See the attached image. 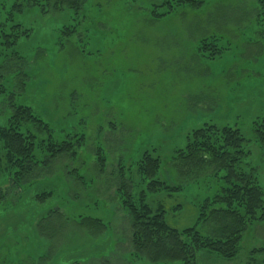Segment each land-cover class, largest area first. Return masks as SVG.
<instances>
[{"label": "rangeland", "instance_id": "rangeland-1", "mask_svg": "<svg viewBox=\"0 0 264 264\" xmlns=\"http://www.w3.org/2000/svg\"><path fill=\"white\" fill-rule=\"evenodd\" d=\"M28 1L0 0L7 35H0V126L24 106L47 128L30 122L20 129L34 136L36 177L16 187L0 165V255L8 253L0 264L54 252L68 264H164L134 252L120 205L122 180L133 198L143 191L152 209L162 208L171 228L212 236L211 226L196 219L224 173L214 164L192 172L177 157L191 133L207 125L240 131L246 152L240 168L255 170L264 189V142L255 132L264 133L261 0H204L159 20L150 9L161 0H85L77 13ZM15 34V45L2 44ZM212 45L222 51L210 58ZM50 138L70 141L75 154L45 162ZM145 152L160 159V181L180 190H146L136 172ZM263 244L264 221L256 222L233 259L209 254L200 262L264 264Z\"/></svg>", "mask_w": 264, "mask_h": 264}, {"label": "trees", "instance_id": "trees-1", "mask_svg": "<svg viewBox=\"0 0 264 264\" xmlns=\"http://www.w3.org/2000/svg\"><path fill=\"white\" fill-rule=\"evenodd\" d=\"M48 8L62 10L72 9L77 13L85 0H40ZM38 0L28 1V5H36ZM204 0H161L160 4H153L150 15L153 20L164 18L179 7L200 8ZM260 3L264 5V1ZM0 4H2L0 2ZM16 11L22 6L15 4ZM264 12V9H263ZM4 24H0V35L7 39L3 31ZM15 27L20 28L19 25ZM27 35V31L23 32ZM10 41L2 43L13 46L19 35L10 36ZM203 46H207L203 43ZM210 58L219 56L222 49L212 45ZM203 48H199L201 51ZM5 89L0 85V95ZM44 125L32 114L29 107H14L12 115L6 124L0 126V165L3 170L11 172L14 184L28 183L38 175L39 162L34 155V136L21 133V126L25 123ZM258 133V140L264 142V133ZM243 139L238 129L224 127L218 129L207 125L194 130L188 138L186 151H177V157L184 159V166L192 172L203 168L206 164H214L217 171L224 173L222 186L212 198L206 199L200 206L196 222L208 224L212 228V236L200 235L195 227L177 230L171 228L165 221L162 208L152 209L146 203L145 193L141 191L137 198L130 192V182L122 180L118 191L121 207L127 212L130 220V240L136 254L145 257L151 263L180 262V264H198L196 255L201 252L215 254L223 260L235 257L242 235L249 224L264 221V189L261 188L254 175L253 169H241L246 152ZM48 152L45 162L61 155H74V144L70 141L54 142L51 138L44 145ZM104 158L99 156L98 162L103 165ZM44 163V162H42ZM161 168L160 159L152 157L148 152L141 155L137 162V174L146 182V190L178 191L181 187H169L160 181L158 174ZM194 174V173H192ZM188 175V174H187ZM127 182V183H126ZM49 194L40 196L46 198ZM259 251L264 252V244Z\"/></svg>", "mask_w": 264, "mask_h": 264}, {"label": "crops", "instance_id": "crops-1", "mask_svg": "<svg viewBox=\"0 0 264 264\" xmlns=\"http://www.w3.org/2000/svg\"><path fill=\"white\" fill-rule=\"evenodd\" d=\"M38 253H40V252H38ZM60 255H61V253H58V252H54V254H52V253H50V254L49 253H45V254H38V255H37V253H32V254L29 253L27 255H23L22 257H20L19 260H20V263L23 261L22 259H24V261H28L29 259L30 260H35L34 263H32V261H30L32 264H53L52 261L54 262V264H68L66 262H63L66 259V258L63 259V257L65 255H63V256L62 255L60 256ZM7 256H8V253H6V255L1 253L0 259H3L4 260ZM44 256L46 258L45 259L46 260L45 263H43L44 260L42 261V259H43ZM208 256H209V254L202 253L200 255V257H199V260L196 259L197 262H198V264H201L200 261H204L205 259L209 258ZM47 258H49V260L51 259V261H49ZM61 259H62V262H60ZM36 260H39V262H37Z\"/></svg>", "mask_w": 264, "mask_h": 264}]
</instances>
